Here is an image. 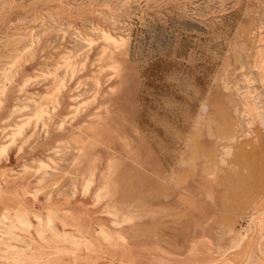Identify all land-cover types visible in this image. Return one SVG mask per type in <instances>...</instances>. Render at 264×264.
Listing matches in <instances>:
<instances>
[{"label":"rangeland","instance_id":"obj_1","mask_svg":"<svg viewBox=\"0 0 264 264\" xmlns=\"http://www.w3.org/2000/svg\"><path fill=\"white\" fill-rule=\"evenodd\" d=\"M15 145L0 264H264V0H0Z\"/></svg>","mask_w":264,"mask_h":264},{"label":"crops","instance_id":"obj_2","mask_svg":"<svg viewBox=\"0 0 264 264\" xmlns=\"http://www.w3.org/2000/svg\"><path fill=\"white\" fill-rule=\"evenodd\" d=\"M17 148V145L8 148V150L6 151V156L0 159V169L5 168L4 170H6L8 175L11 174L12 169L19 168L21 157L29 156L31 154L30 150L28 154V146H23L18 151ZM41 152L42 149L40 151H37V153ZM11 176L12 175L9 176V182L6 184H2V181H0L2 185H5V191L0 194V214H2V212L5 210L14 211L16 208L22 211L37 210V208L39 210H43L47 206H50L49 204L54 205L55 209H62L59 206L60 202L64 201V199H60V197L56 196V193H52V196H50V198L48 197L49 195L47 193L42 191L33 196L31 194L33 188L31 185H27L28 183L25 184L26 180L21 181V179H19L18 182L12 179ZM82 198L85 199L87 197L83 196ZM82 198L77 199V201L72 204L84 205L85 202L83 203Z\"/></svg>","mask_w":264,"mask_h":264}]
</instances>
